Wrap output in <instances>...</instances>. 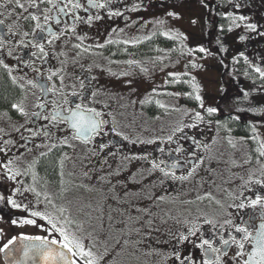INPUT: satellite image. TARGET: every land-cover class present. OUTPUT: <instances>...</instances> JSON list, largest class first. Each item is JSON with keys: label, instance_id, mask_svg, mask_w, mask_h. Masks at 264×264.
<instances>
[{"label": "flooded vegetation", "instance_id": "obj_1", "mask_svg": "<svg viewBox=\"0 0 264 264\" xmlns=\"http://www.w3.org/2000/svg\"><path fill=\"white\" fill-rule=\"evenodd\" d=\"M20 2L25 4L26 11L17 8L13 0L3 9L5 16L0 17L4 20L0 27V232L3 233L0 249L22 236L56 240L59 244L64 242L59 235L63 231L73 238L72 223L66 218L67 203L72 198L67 186L72 184V179L59 178L62 170L71 169L66 159L72 157L81 164L85 159L86 165L94 168L100 178L112 170L120 171L118 181L124 171L137 174L140 169L150 173L149 180L154 184L147 187L160 193H154L158 194L154 202L163 207L167 201L172 211L158 213L161 224L148 231H156L159 236L141 245L140 250L144 251L151 247L145 253L140 251L149 256V264H205L206 261L255 264L249 258L257 250L256 234L264 231L261 227L264 207L249 205L257 199L264 203V179L252 178L243 187L229 184L226 195L220 190L218 194L205 193L193 200L168 201L165 189H154L157 180L165 177V172L176 177L198 175L208 156L205 149H208L209 134L200 125L184 128L182 123L158 121L151 114V124H162L145 130L148 139L138 146L132 139L135 130L130 125H120L114 91L124 85L137 89L141 82L134 83L136 77L155 75L144 69L152 70L154 58H163L172 38L161 32L166 31L167 23L174 25L179 20L201 22L200 27H206L202 39L180 35L177 41L190 43L194 58L205 53L224 62L225 66L219 70H222L220 76L230 75L228 86L239 88L242 74L250 76L248 74L252 73L262 79L264 0H91L94 4H103V8L87 7L89 0H73L80 4L79 9H73L69 0H53L55 8L43 0ZM29 2L33 7L28 8ZM60 9L72 15H61ZM32 16L37 19L32 20ZM236 16L245 24L247 20L251 23L244 26L246 34L235 45L228 43L232 54H242L226 59L223 46L228 45L221 42L226 31L222 27L236 24ZM145 25L151 26V32L136 35L137 29ZM253 27L255 31L250 30ZM126 31L129 33L122 37ZM253 53L254 59L249 58ZM137 70H140L139 75ZM163 80L164 76L154 78L155 82ZM222 83L220 86L226 85L223 79ZM220 89L218 103L223 95L229 97ZM261 103L263 110L257 118L254 116L253 122L264 118V96ZM76 106L90 107L101 113V122L105 124L102 132L87 145L55 115L59 111L61 117L66 118ZM218 113L213 114L219 116ZM153 164L159 170L154 169ZM195 165L199 167L192 173ZM36 173L46 177L44 188L40 186L41 180L37 183L36 189L41 193L31 196L34 203H39L37 209L29 207V202L23 203L22 195L14 188L16 182H26ZM129 190L137 189L129 185ZM58 202H65L64 209ZM57 207L59 211L64 210V218L50 213ZM40 216L44 219H38ZM26 220L32 223L23 224ZM18 224L23 226H15ZM238 227L251 231L253 239L243 243L245 237L235 231ZM225 242H228L227 247ZM236 242L243 243L244 256H240L241 249ZM206 243H211L212 248L197 247ZM72 259L75 260L73 256ZM0 264H4L1 254Z\"/></svg>", "mask_w": 264, "mask_h": 264}, {"label": "rangeland", "instance_id": "obj_2", "mask_svg": "<svg viewBox=\"0 0 264 264\" xmlns=\"http://www.w3.org/2000/svg\"><path fill=\"white\" fill-rule=\"evenodd\" d=\"M235 19L237 20V16ZM237 21L236 24L230 23L222 27L226 30L221 39L223 44L235 45L239 38L245 36L247 29L244 26L250 24V20H247L246 24L240 18ZM200 24L202 23H191L186 20H179L174 25L167 23L166 31L163 30L161 33H167L172 38V41H169V48L164 51L162 59L154 58L152 70L150 67L144 69L155 75L136 77L134 83L141 82L137 89L124 85L114 91L116 100L114 105L118 109L120 125H130L135 130V137L132 139L138 146L143 145L148 139L145 130L150 131L162 124L160 122L151 124L149 122L151 113H154V118L158 121L167 120L169 124L176 121L182 123L184 128L200 125L209 134L208 156L198 175L187 176L189 178L186 180L175 181L168 176L157 180L154 189L160 191L165 189L164 196L168 201L193 200L205 193L218 194L220 190L226 195L229 184L243 187L252 178L264 179V155H261L264 152V123H259V120L264 118L259 117L257 122H250L251 133L242 136L223 126L221 121L215 119L214 114L209 115L210 112H218L220 87L226 91L225 95L235 97L232 99L238 102L234 106L227 104V108L224 105L225 113L227 111V114H231L234 110L248 114L261 113L264 79H258L257 76L251 75L252 73L248 74L250 76L242 74L240 88L236 91L232 86H228L229 74L220 76L222 70L219 69H223L224 62L217 60L215 55L205 53L194 58L191 55L190 43L178 42L177 39L180 35L194 39L204 38L206 27H200ZM150 27L145 25L137 29L136 35L149 34ZM128 33L129 31H126L121 36ZM223 54L229 59L242 53L232 54L228 45L223 46ZM254 56L255 53L249 58L254 59ZM245 65L247 66V63ZM136 72L140 74V70ZM158 76H164V80L155 82L154 78ZM127 78L129 79L128 75ZM222 79L226 84L223 87L220 86ZM197 117L201 119L198 120ZM81 156L82 154L79 155ZM66 162L71 169H68V173L62 170L58 177L62 180L72 179V184L67 186L72 198L68 200L66 213L67 220L70 218L72 223V237L91 254L96 264H149V256L140 251L145 253L150 251L151 247L144 251L140 250L141 245L159 236L156 231H148L161 224L158 213L172 211L167 201L163 207L154 202L160 193L148 189L150 187L147 185L154 184L149 180L150 173L140 169L138 175L131 174L132 171H124L121 172L118 181L119 170L109 171L105 177L100 178L94 168L86 165L85 159L82 160V164L72 157L67 158ZM128 176L129 181L125 183ZM45 178L36 173L26 182L20 180L21 182L14 184L16 191L22 195L23 203L29 202L27 203L29 207L38 208L39 203H34L31 196L41 193L36 189L37 183L41 180L40 186L44 188ZM129 185L137 190L131 192ZM62 206L64 209V205ZM63 209L59 211L57 207L50 213L57 218L61 216L64 218ZM121 212L122 216L119 214ZM109 217H112L111 223ZM77 257H81L80 253ZM81 258H85V262L78 259L80 264H86L88 258Z\"/></svg>", "mask_w": 264, "mask_h": 264}, {"label": "snow or ice", "instance_id": "obj_3", "mask_svg": "<svg viewBox=\"0 0 264 264\" xmlns=\"http://www.w3.org/2000/svg\"><path fill=\"white\" fill-rule=\"evenodd\" d=\"M43 2L46 3H50L52 5L53 8L57 7L56 3H53V0H43ZM61 2H63V0H61ZM13 0H5L4 3H0V17H4L5 13L3 11V9L6 7V5L8 4H12ZM69 5L73 8V9H79L80 8V4L79 3H75L73 2V0H69ZM15 6L17 8H19L22 12L26 11L25 8V4L21 3L20 0H15ZM28 8L33 7V3L29 2L28 3ZM36 7H39V4H36ZM87 7L89 8H103L104 5L103 4H94L91 2V0H89ZM81 11H83V9H80ZM61 15H67V16H71L72 13L68 12L66 9H60ZM9 15H11V13H9ZM110 15H122V13H110ZM32 20H36L37 17L36 16H32L31 17ZM57 23H59V21H56ZM4 24V20L0 19V27H2ZM74 30V29H73ZM251 31H255L256 29L250 28ZM53 39H57V37L53 36ZM49 43H51V41H49ZM35 46V45H34ZM198 51H203V49H198ZM54 75H56L54 73ZM262 79H264V75L261 76ZM78 95V94H77ZM83 98V97H81ZM75 103V102H73ZM39 107H43L42 105H40ZM213 113H209V115H212ZM55 115L57 117H60V122L61 123H65L67 124L70 128L74 129V131L79 135L80 137V142L84 143V144H89L91 143V141L93 139L96 138L97 134L101 133L103 128L105 127V124L103 122H101V113L96 112L94 109L90 108V107H79L76 106V110L69 112L67 117H61V113L59 111H57L55 113ZM197 119H201L200 117H197ZM117 135H119V133H117ZM207 149H205L206 151ZM261 155H264V152L261 153ZM145 159H147V157H145ZM201 164H203L204 162L201 161ZM173 167H175L173 165ZM199 167V165H195L192 168V173H195L197 168ZM153 168L157 169V165L153 164ZM165 176H170L172 179L174 180H186L189 177H176L174 176L172 173L170 172H165L164 173ZM191 175V174H190ZM9 179H11V177H9ZM106 183H110V181H106ZM251 183V181H250ZM255 183L259 184V181H256ZM262 187H264V185H262ZM45 199H47V197H45ZM117 200H119V196H117ZM11 203L14 204V201H12ZM257 205H261L262 207H264V203L261 202V200L257 199L255 203H251L249 205V207L251 208H256ZM61 214L63 215V212H61ZM121 216L123 215V213H119ZM30 215H35L34 213H30ZM145 215H147V213H145ZM101 219H103V217H100ZM38 219L43 220L44 217L40 216L38 217ZM109 221L111 223L112 221V217H109ZM31 221H24L23 224H31ZM15 224V222H14ZM23 224H18L15 226H23ZM35 226V225H33ZM262 228H264V225L261 226ZM236 232L242 233L243 236L245 237V240L243 243H247L249 240L253 239L252 233L251 231H248L244 228H236L235 229ZM0 235H3L2 232H0ZM49 235H51V233H49ZM59 235L63 238V243H57L56 240H51V241H47V240H41L39 238H37L36 243L39 245V247H32L30 249L31 251V258L32 259H36V260H42L44 262V264H55V262L57 260H64V256L61 253H56L53 252L48 245L52 244V245H57V247L64 249L66 252L71 253L73 256L76 255L77 252L80 253L81 257H87L88 261L87 264H96V261L93 259V257L91 256V254L88 251H85L83 249V247L81 246V244L76 241L74 238L69 237L68 235L65 234V232L60 231ZM188 237L185 236L183 238V240H187ZM20 240H29L28 237H20ZM183 242V241H182ZM17 241L16 240H11L10 243L8 245L5 246V248L0 249V252H7L9 248H11L12 245L16 244ZM237 243V247H239L241 249L240 251V256H244L245 252L243 251V243L240 242H236ZM225 245L227 247L228 242H225ZM208 247V248H212V244L211 243H206L203 245H197V247ZM255 246H256V251L252 253L251 257L249 258L250 261H254L255 264H264V231L258 232L256 234V241H255ZM213 251H217V249H213ZM226 254V253H225ZM26 257L28 256V253L26 252L24 254ZM177 259H179V257H177ZM68 264H76L75 260H72L70 262H68ZM181 264H183V262H181ZM205 264H217L216 261H206Z\"/></svg>", "mask_w": 264, "mask_h": 264}, {"label": "trees", "instance_id": "obj_4", "mask_svg": "<svg viewBox=\"0 0 264 264\" xmlns=\"http://www.w3.org/2000/svg\"><path fill=\"white\" fill-rule=\"evenodd\" d=\"M235 88L237 90H239L237 87H235ZM231 98L232 97H227V95L221 98L220 102L218 103L220 105V106H218L219 107V109H218L219 116L214 114L215 119L221 121L223 123V126H225L226 128H230L237 135H242V136L243 135H248L249 133H251V130H249V129L252 128L250 122H253L252 120H256L254 118V116L260 115V113H258V114H248V113H246L244 111L234 110L233 114L227 115V111L225 113V106L224 105H226V108H227V104H233V106H234V105H236L238 103L236 100L231 99ZM233 98H235V97H233ZM256 118H257V116H256ZM259 123L263 124L264 120H259ZM50 168L51 167L47 166V169H50ZM47 172L48 173L49 172L52 173L51 170H47ZM57 175L58 174H55L56 177H58ZM74 188H76V187H74ZM58 204L59 205L61 204V207H63L62 205H64V202H62V203L58 202ZM78 254H79V252H77L75 256H73L72 254L71 255L73 256V258L75 260H77V261L80 260V262H83V261L85 262V258L82 259L81 257H77Z\"/></svg>", "mask_w": 264, "mask_h": 264}, {"label": "water", "instance_id": "obj_5", "mask_svg": "<svg viewBox=\"0 0 264 264\" xmlns=\"http://www.w3.org/2000/svg\"><path fill=\"white\" fill-rule=\"evenodd\" d=\"M74 131V129L70 128ZM75 132V131H74ZM76 137L79 135L75 132ZM43 240V239H41ZM17 243L12 245L11 248L8 249L7 252H0L1 258L4 264H44L42 260H36L31 258L32 247H39L36 243L37 239H29V240H20L16 239ZM48 247L56 253H61L64 256V260H57L55 264H68V262L72 261V258L69 252H66L64 249L57 247V245L49 244ZM28 253L26 257L24 254Z\"/></svg>", "mask_w": 264, "mask_h": 264}]
</instances>
